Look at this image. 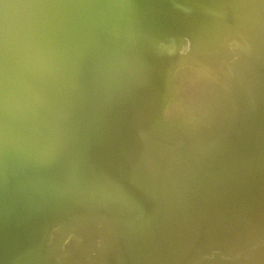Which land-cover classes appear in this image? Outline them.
Segmentation results:
<instances>
[{
  "label": "water",
  "instance_id": "obj_1",
  "mask_svg": "<svg viewBox=\"0 0 264 264\" xmlns=\"http://www.w3.org/2000/svg\"><path fill=\"white\" fill-rule=\"evenodd\" d=\"M0 264H264V0H0Z\"/></svg>",
  "mask_w": 264,
  "mask_h": 264
}]
</instances>
